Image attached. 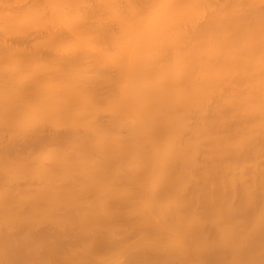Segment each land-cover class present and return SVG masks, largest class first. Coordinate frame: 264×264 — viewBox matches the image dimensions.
<instances>
[{
	"label": "bare ground",
	"instance_id": "6f19581e",
	"mask_svg": "<svg viewBox=\"0 0 264 264\" xmlns=\"http://www.w3.org/2000/svg\"><path fill=\"white\" fill-rule=\"evenodd\" d=\"M0 264H264V0H0Z\"/></svg>",
	"mask_w": 264,
	"mask_h": 264
}]
</instances>
